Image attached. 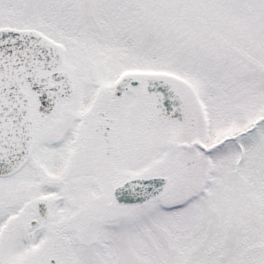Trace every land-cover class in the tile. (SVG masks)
I'll return each instance as SVG.
<instances>
[{"label":"snow or ice","instance_id":"1","mask_svg":"<svg viewBox=\"0 0 264 264\" xmlns=\"http://www.w3.org/2000/svg\"><path fill=\"white\" fill-rule=\"evenodd\" d=\"M0 264H264V0H0Z\"/></svg>","mask_w":264,"mask_h":264}]
</instances>
